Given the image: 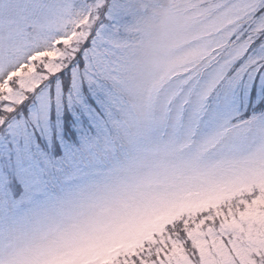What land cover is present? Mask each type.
I'll return each mask as SVG.
<instances>
[{
  "label": "snow or ice",
  "instance_id": "snow-or-ice-1",
  "mask_svg": "<svg viewBox=\"0 0 264 264\" xmlns=\"http://www.w3.org/2000/svg\"><path fill=\"white\" fill-rule=\"evenodd\" d=\"M0 264H264V0H0Z\"/></svg>",
  "mask_w": 264,
  "mask_h": 264
}]
</instances>
